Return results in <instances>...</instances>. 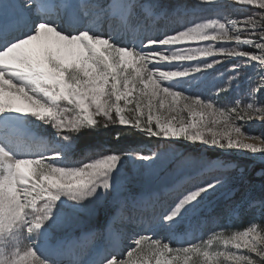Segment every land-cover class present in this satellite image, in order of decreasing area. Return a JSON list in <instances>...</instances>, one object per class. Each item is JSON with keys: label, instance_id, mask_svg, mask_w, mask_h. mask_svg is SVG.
<instances>
[{"label": "snow or ice", "instance_id": "6c2138e0", "mask_svg": "<svg viewBox=\"0 0 264 264\" xmlns=\"http://www.w3.org/2000/svg\"><path fill=\"white\" fill-rule=\"evenodd\" d=\"M199 3L212 7L216 0ZM231 3L264 10V0ZM84 6L0 0V264H65L58 259L61 256L69 257L66 264H86L72 257L97 229L72 232L80 223L81 210L113 191L118 196L111 219L135 203L121 183L127 181L130 187L135 180L122 171L125 162L132 160L152 171L163 163L168 150L144 154L142 149H94L81 143L86 132L102 125H119L149 139L202 144L221 152L245 151L259 155L264 164V136L243 127L254 119L264 123V104L256 98L257 91L264 89V76L259 89L246 93V104L235 99L230 106L218 105L198 91L186 94L190 87L181 89L184 81H194L197 74L226 61L247 62L232 64L237 74L252 62L264 73V43L259 42L264 41V11L239 20L222 19L219 14L203 17L155 35L146 32L137 42L87 25L68 27L52 14L56 10L75 17ZM87 7L121 21L138 13L147 21L163 11L156 0H111ZM229 42L235 47L223 46ZM193 44L197 46L186 47ZM243 45L258 51H244ZM227 90L218 88L215 95ZM37 126L50 129L54 139L41 151H25ZM76 152L81 153L79 159L73 158ZM203 166L228 167L224 161L211 160ZM259 174L264 177V167ZM244 180L241 170L238 182L243 185ZM225 183L218 177L186 190L162 214L160 225H176ZM248 204L257 206L251 200ZM258 206L264 213V195ZM235 210L227 202L220 209ZM56 229L61 231L53 242L50 233ZM91 264H264V226L250 221L227 235L221 227L203 244L189 242L180 248L151 235H137L119 258L105 251Z\"/></svg>", "mask_w": 264, "mask_h": 264}, {"label": "rangeland", "instance_id": "374dc122", "mask_svg": "<svg viewBox=\"0 0 264 264\" xmlns=\"http://www.w3.org/2000/svg\"><path fill=\"white\" fill-rule=\"evenodd\" d=\"M101 2L107 4L109 0H102ZM145 2H148V0H145ZM156 2L163 5V11L158 10L157 14V16H159L163 12V17H160L159 20H156L155 16L148 19L149 24L142 28L139 33L129 36L130 38L123 35L122 24H119L115 30H112L114 26L107 27V29H110V33L112 34L118 35L122 33L120 38L124 41L138 42L146 32L155 35L158 32L170 31L179 27L181 24L199 20L203 17L215 18L219 8L225 11L222 16H219L222 19L227 18L229 20H239L250 14L264 11L259 9L258 6L248 7L233 5L231 0H216L215 5L212 7L206 5L201 6L199 0H156ZM89 4H93V2H89ZM84 5L86 7V4ZM86 9L88 10L89 8ZM188 13L193 15V18L186 21V18L190 16ZM137 16L141 15L139 13L134 15L128 22L130 23L132 18ZM176 19L180 21L179 24ZM138 25V23L131 24L133 31L138 28ZM259 42L264 43V41ZM196 46L197 45L193 44L186 47ZM223 46L235 47V44L229 42ZM241 49L244 51H258L253 46L248 45L241 46ZM217 58L223 59V57ZM209 60H211V58H209ZM233 63L246 64L247 62L237 59L232 62L226 61L224 63H218L213 69L197 74L194 81H184L181 85V89L190 87V92L186 94H194L198 91L204 98L210 97L218 105L230 106L231 102L235 99H240L242 104H246L249 102L246 93L253 89H259L261 78L264 76V73H261L260 67L256 65L255 62H252L242 67L237 74L232 71ZM185 66L189 65L186 63ZM233 77L238 78L230 80V78ZM218 88H227L228 90L226 92H221L220 95L217 96L215 93ZM256 98L259 103L264 104V89L257 91ZM37 127L51 133V130L46 126ZM243 127L247 132L255 136H264V123L259 122L258 119H254L253 122L245 124ZM33 131L34 133H38L34 129ZM53 139L54 137L52 136V140ZM90 145H92L94 149L120 148L127 150L129 148H136L142 149L144 154H149L152 151L163 152L167 149L168 155L163 162L170 161V164L168 162L166 164L159 163L152 171H145L141 169L138 162L132 160L126 161L125 169L122 171L129 178L135 177V180L132 181L130 187H127V181L122 180L121 183L126 186L125 190L130 193V195L134 196L135 199L146 198V200L139 206L132 204L128 207L121 208L119 214L116 215V219L114 221L110 220L111 224L109 223V214L112 209L117 207L118 193L115 191L102 195L86 209L81 210L80 223L77 227L72 229V232L78 235L79 231L96 228L97 234L92 237L82 250H75L74 256L72 257L74 259L98 260L97 255L99 254L100 259V255L105 251L115 253L119 258L129 246H132V242L137 235H151L153 239H162L166 243H171L172 247L180 248L186 246L189 242L203 244L218 233L221 227L224 228L226 235L230 234L232 231L238 230L237 228L240 224V220L247 223L252 221L257 223L258 226H264V213L261 212L258 206L261 196L264 195V177L259 174L264 164H262L259 155L252 156L249 152L236 150L221 152V150L217 148H209L202 144L189 145L185 141L171 143L162 139H157L156 143L151 146L146 144L125 146L116 144L117 146H108L98 141H94L90 143ZM43 148L44 146L41 143L24 150L37 152L43 150ZM211 149L216 150L218 152L217 155H210L209 151ZM80 155L81 153L76 152L73 158L79 159ZM177 156H180L179 160L176 159ZM208 160L214 162L224 161L227 163L228 167L217 168L215 166H203V162ZM136 166H138V168H136ZM241 170L244 171L245 175L243 185L238 182ZM182 171L189 172H185L181 175L172 185L164 186L161 191L147 192L148 189L146 188L152 187L153 185H164L163 181L165 178L174 179L175 176ZM218 177L226 181L225 186L215 192L209 193V195L205 197L202 205L198 207L195 212H189L182 221H179L171 228L160 225V217L163 214V212H160L161 207L167 211L169 206L186 190L191 189L195 185H202L205 182H210ZM136 187L144 188H142V192L132 191V189ZM165 188L166 192L164 191ZM249 200L255 201L257 206L250 207L248 204ZM226 202L229 206L235 205L236 210L230 213L221 212L220 209ZM149 203L153 205L154 211ZM141 207H146L147 210L145 209L140 216L136 215L132 217L133 212ZM64 211V209H61L62 213ZM105 215L107 216L106 227L100 228L98 227L101 225L100 218ZM60 231V229H56L53 233H50L53 242ZM114 236H116L115 239L113 238ZM213 248L216 250L218 245L214 243ZM243 254L247 255L248 253L244 252ZM251 255L253 259L259 262V257H256L255 254ZM61 257H65L63 258V262L66 264L69 257Z\"/></svg>", "mask_w": 264, "mask_h": 264}, {"label": "trees", "instance_id": "16d2710c", "mask_svg": "<svg viewBox=\"0 0 264 264\" xmlns=\"http://www.w3.org/2000/svg\"><path fill=\"white\" fill-rule=\"evenodd\" d=\"M43 131L45 133H48L45 130H43ZM118 132L120 133V138L117 141L116 140V134ZM47 136L51 137V135H49V134H47ZM94 141H98V142L105 144V145H108V146H117L116 144L121 145V146H123V145L124 146L125 145H136V144H138V145L146 144V145L151 146V145L156 143L157 139L156 138L149 139L146 136L135 132L134 130H130L128 128L120 127V126H113L110 124L107 127H103V125H102L98 129L86 132L81 139V143H87V144H90ZM217 153L218 152L216 150L211 149L209 151L210 155H217ZM167 162L168 161H165V162H163V164L164 163L166 164ZM168 163L170 164V161ZM136 168H138V166H136ZM189 171H182V172L178 173L174 179L173 178H170V179L165 178L163 181L164 185L159 184V185H153L152 187H148V188H146V189H148L147 192L161 191L164 186H168V185L173 184V182H175V180H177L181 175H183L185 172H189ZM142 188H144V187H138V188L136 187L135 189L133 188L132 191L142 192ZM160 212H163V214H164V212H166V210H164L161 207ZM104 219H106V217L103 218L102 221H104ZM248 224L249 223L243 222L240 220V224H239L237 229L238 230L243 229L244 227L248 226Z\"/></svg>", "mask_w": 264, "mask_h": 264}, {"label": "bare ground", "instance_id": "6f19581e", "mask_svg": "<svg viewBox=\"0 0 264 264\" xmlns=\"http://www.w3.org/2000/svg\"><path fill=\"white\" fill-rule=\"evenodd\" d=\"M54 1L56 3H61L62 0H54ZM74 1H77V0H74ZM94 1H97V0H84L83 1V4H86L87 5V4H89V2H93V4H101V5L103 4L101 2L102 0H98L97 3H95ZM86 8H88V7H86ZM224 12H225L224 9L222 10V9L219 8V11H218L217 14H219L220 16H222ZM52 14L54 15V11H53ZM189 15L190 16L188 18H186V21L191 20L193 18V15H191V14H189ZM83 18L84 19H82V18L81 19H75L73 21V23L76 25V27L82 26L81 25V22H83V20H87V21H92L93 22V24H94L93 30L99 31V32H107V33H110L111 30L110 29H107V27L114 26L112 30H115L119 24H122V25H124L123 30H122V33H123V35H126L127 38H130L129 36H133L135 33H139L142 28H144L145 26H147L149 24V20L145 21L143 19V17H141V16H137L135 18H132V20H131L130 23L128 21L126 23H124L125 21L121 22L120 19L117 18V17H105L103 15H98V14H96V12L94 10H91V9H88L87 10L86 15ZM176 20H177V23L179 24L180 21L178 19H176ZM134 23H138L139 25H138V28H136L133 31V29L131 27V24H134ZM122 33L118 34L117 36L120 38V36H121ZM144 35H145V33H144ZM33 136L35 137V139L30 142L31 144L38 141V139H37L38 136L34 132H33ZM179 184H180V182H179ZM164 191L166 192V188L164 189ZM144 200H146V198H144V199L136 198L134 204L137 205V206H139V205L142 204V202ZM149 204H150V206H152V209L154 211L153 205L151 203H149ZM146 207L138 208L136 211L133 212V216L132 217H135L136 215H139L140 216L141 213L143 211H145ZM115 219H111L110 218L109 219V223L111 222L110 220L114 221ZM146 222H148V221H146ZM113 238L115 239L116 236H114ZM63 258H65V257H62L60 259L63 261L64 260ZM97 259H99V254L97 255ZM87 261H89L90 263L92 262L91 259L90 260H87ZM85 262H86V260H85Z\"/></svg>", "mask_w": 264, "mask_h": 264}]
</instances>
